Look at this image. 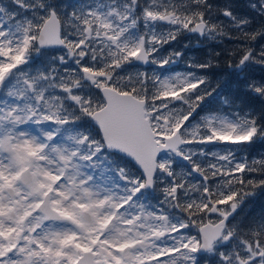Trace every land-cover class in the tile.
<instances>
[{"label":"snow or ice","instance_id":"obj_1","mask_svg":"<svg viewBox=\"0 0 264 264\" xmlns=\"http://www.w3.org/2000/svg\"><path fill=\"white\" fill-rule=\"evenodd\" d=\"M244 8L0 0V264H264V0ZM185 36L219 50L185 60Z\"/></svg>","mask_w":264,"mask_h":264},{"label":"trees","instance_id":"obj_2","mask_svg":"<svg viewBox=\"0 0 264 264\" xmlns=\"http://www.w3.org/2000/svg\"><path fill=\"white\" fill-rule=\"evenodd\" d=\"M213 2L215 3H220V4H224L226 2H231L234 9L239 12V13H243L246 11V9L244 8V2L245 0H213ZM183 40H184V37H182L178 42H177V45H182L183 44ZM260 43H264V40H260L259 41ZM225 43H230V42H225ZM203 42H201V45H199L198 47H196L193 51H192V57H195L196 56V59H202L208 49L211 47V48H214V45L215 43L211 42L209 45H202ZM190 48V46L188 47ZM219 50V48L217 49ZM182 68V67H181ZM215 71V74L217 75H225L226 76V73H227V69L225 68H220V69H216L214 70ZM235 84H234V81L231 79V78H228V83L225 85V89L226 90H230L232 87H234ZM260 151H264V145H256L255 148L252 149V152L255 154L257 152H260ZM261 204H264V197L258 199V202H257V205L259 208V206Z\"/></svg>","mask_w":264,"mask_h":264},{"label":"flooded vegetation","instance_id":"obj_3","mask_svg":"<svg viewBox=\"0 0 264 264\" xmlns=\"http://www.w3.org/2000/svg\"><path fill=\"white\" fill-rule=\"evenodd\" d=\"M197 37L195 36H186V43L188 45V47L190 46V48L188 47H184V45L181 46L180 50L183 51L184 53V58L185 60H187V56L189 54L190 51H193L197 46L201 45V43L199 45H197L196 41H197ZM211 42H209L207 45H209ZM214 43V42H213ZM202 45H205L204 43ZM214 48L217 50L219 48V46H217L216 44L214 45ZM196 58V56H195ZM179 66H183V63H181ZM178 66V67H179ZM258 200L256 201V207H258L257 205Z\"/></svg>","mask_w":264,"mask_h":264},{"label":"rangeland","instance_id":"obj_4","mask_svg":"<svg viewBox=\"0 0 264 264\" xmlns=\"http://www.w3.org/2000/svg\"><path fill=\"white\" fill-rule=\"evenodd\" d=\"M189 56H192V51L189 52L188 56H187V59Z\"/></svg>","mask_w":264,"mask_h":264}]
</instances>
